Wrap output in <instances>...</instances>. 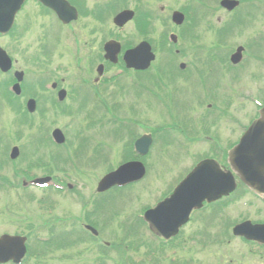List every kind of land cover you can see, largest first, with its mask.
<instances>
[{
	"label": "rangeland",
	"instance_id": "374dc122",
	"mask_svg": "<svg viewBox=\"0 0 264 264\" xmlns=\"http://www.w3.org/2000/svg\"><path fill=\"white\" fill-rule=\"evenodd\" d=\"M113 1L119 4V11L126 9L135 12V19L123 29L112 25V18L119 11L115 14V9L110 14L106 11L107 5ZM219 1L79 0L85 10L81 11V17L76 22L65 27L34 2H27L22 7L13 25L12 36L16 40L11 42V39L0 38V47L15 61V70L24 72L26 90L33 92V83L41 81L39 74L44 73L53 74V80L64 81L68 88H78L82 85L81 81H87L97 89L98 94L106 91L97 98L107 106L104 107L107 110L104 112L101 104L96 102L95 89L84 85L81 91L85 90L86 95L81 93L79 96L84 98L85 103H81V100H75L69 106L66 103L58 114L50 112L53 108L48 105L37 104L33 115L27 117L26 113L23 114L27 118L26 126H18L21 127L19 129L15 125L21 116L13 113V109L0 100V235L22 234L25 231L34 245L36 236L45 238L50 233L57 236L62 227L66 234L73 237L79 235V224L75 222L80 219L101 233L105 240L116 243L112 252L101 253L105 258L114 259V262L120 261L118 253L123 250L119 239L129 243L137 239L146 242V232L136 229L135 214L152 206L172 189L199 159L211 155L208 144L205 145L204 131L217 141L219 147H229L230 144L232 147L249 124L247 122L256 115L258 107L253 99H264V0H236L240 4L233 13L220 9ZM97 10L101 14L96 17ZM174 12L185 16L180 27L175 28L171 23ZM189 15L198 19L193 22L192 34L187 31L192 21ZM224 27L226 31L220 30ZM167 33L176 36V43L169 44L171 46L166 44V48L172 53L178 50L177 57L180 59L174 62L176 65L185 63L189 71L187 74L173 73L170 70L173 59L161 56L159 48L154 47L157 41L163 42ZM110 40L129 46H136L144 40L152 43L155 54L152 69H160L154 75L155 79H146L143 83L147 92L145 96L131 101V94L135 95V92L130 76L119 78L125 88L124 91L120 90L119 96L113 94L115 88L111 81L99 85L94 83L98 65H104L102 80L105 76H113L120 68V60L111 67L102 60L103 44ZM42 45L50 50L46 61L43 56L39 58L37 55L38 50L42 54ZM238 48H242L243 53L242 63L238 65L240 68H229V57ZM121 56L122 52L118 58ZM46 62L51 63L50 66L46 67ZM227 68L232 69L231 74ZM155 72H151V76ZM160 73L163 74V81ZM4 79L0 75V83ZM211 98L216 100H209ZM114 103L119 106L117 111L111 107ZM209 119L215 120L210 122ZM130 120L133 123L128 128ZM185 125H196L193 129L196 133H187ZM182 128L184 132H181ZM54 129L61 130L66 136L68 143L65 141L66 145L62 148L56 149L45 141L47 133ZM128 129L135 135L150 134L153 138L147 158L146 179L127 190L96 197L98 201L93 204L95 184L111 171V166L118 163L119 157L121 159L125 139L128 144L130 142ZM113 134L121 137L116 139ZM185 134L186 138L183 137ZM19 135H23L21 139L17 138ZM192 137L195 138L190 144L187 139ZM197 138L201 141L195 147L194 140ZM6 146H17L20 152L18 161L11 163L8 160L10 148L4 150ZM96 150L98 152L95 154ZM94 154L97 155L95 158L105 160V166L95 168L90 165L89 159ZM18 171L25 180L56 176L55 182H66V188L62 193L33 188L21 191V187H18L16 194L15 190L7 189L10 185L3 181V177L19 185L22 179L14 175ZM67 184L71 185L70 189H67ZM3 185L6 188H2ZM242 195L239 191L233 196ZM244 202L229 210L232 218L240 219L250 212L243 206ZM94 206L97 220H87L83 212H93ZM212 223L213 219L204 215L186 230V234L196 229L202 232ZM46 224L52 226V232L49 231L50 227H45ZM238 247L235 246L236 249ZM67 249L45 257L37 256V259L31 257L26 264H79V256L82 255L79 247ZM35 252L41 253L39 248ZM215 253L219 261L225 260L226 249L216 250ZM190 256L202 263L210 259L208 252L197 253L195 248L191 249ZM89 259L87 256L85 262ZM177 260L180 259L175 258L174 262Z\"/></svg>",
	"mask_w": 264,
	"mask_h": 264
},
{
	"label": "water",
	"instance_id": "95a60500",
	"mask_svg": "<svg viewBox=\"0 0 264 264\" xmlns=\"http://www.w3.org/2000/svg\"><path fill=\"white\" fill-rule=\"evenodd\" d=\"M26 0H0V33H7L13 23L16 13L20 10L21 6ZM40 2L43 6L54 11L64 24H68L73 20H76V11L71 8L65 0H35ZM221 5L227 10H232L237 6V2L224 1ZM133 17V13L130 11H124L118 14L113 23L117 27H123ZM175 23L180 24L182 22V16L175 14L173 17ZM105 51L107 53L106 58L110 61H115V57L119 52V45L116 43H108L105 45ZM241 50L238 49L234 60L240 58ZM154 59V56L150 52V47L143 43L140 44L134 50L128 51L124 55V61L127 68L133 69H145L150 62ZM10 69V60L4 51L0 49V70L7 72ZM99 74H101V68H99ZM17 80H22V73L16 74ZM16 88L18 89L17 85ZM61 98H64V93L61 94ZM29 113H33L35 110L34 101H29L27 104ZM55 139L62 143L63 137L58 132L54 133ZM150 145V138L144 137L137 141L136 148L142 154L147 152ZM17 156V151L13 150L12 158ZM230 163L235 173L245 182H247L252 188H257L259 185H264V108L261 112L259 120L255 121L248 129L246 134L240 141L230 155ZM219 169L213 162H202L196 169L190 173L187 178L177 188L174 195L162 203H160L156 209L147 212L148 220L152 225V231L154 233L163 234L162 226L163 222L170 220L167 216L171 212L177 213L176 217L171 218L173 222H176L180 216V207L176 203V198L181 201H189V199L195 200L196 205H200L201 201L208 197L209 194L204 193L207 186H211L210 179L217 176V179L224 180V186L221 189H215L216 193L226 194L233 190L232 177L230 175L218 174ZM144 171L142 167L137 163L126 164L117 171L107 175L99 183L98 191H104L115 184H126L132 181H137L142 178ZM220 176V177H218ZM206 178V181L203 179ZM211 188L208 189L210 191ZM216 197V196H214ZM195 205V206H196ZM167 213V216H163ZM168 222V221H167ZM177 228V227H176ZM175 228V229H176ZM175 234V233H174ZM172 234V235H174ZM24 238L2 236L0 238V264L7 262L19 263L25 255Z\"/></svg>",
	"mask_w": 264,
	"mask_h": 264
},
{
	"label": "flooded vegetation",
	"instance_id": "af4514ba",
	"mask_svg": "<svg viewBox=\"0 0 264 264\" xmlns=\"http://www.w3.org/2000/svg\"><path fill=\"white\" fill-rule=\"evenodd\" d=\"M145 72V71H144ZM143 72V73H144ZM146 75L145 77L138 75L136 78L137 82L139 84V86H144L143 83L147 80H149V74L148 72H145ZM87 82V81H85ZM103 82V81H101ZM37 87V86H36ZM38 88V87H37ZM58 85H55V88L49 93V98H55L57 95V89ZM38 90H40L38 88ZM67 91V96L69 94L68 90ZM146 92H143V96H145ZM116 189V188H114ZM251 194V196H247L248 199L243 203V206L247 209L250 210L249 213H245V216H241L239 219V222H248L251 225L254 226H264V197L261 195H257L254 192L248 190L246 188V190L244 191V193L247 195L248 192ZM108 193H110L108 191ZM213 206V205H211ZM211 206H206L204 207V209L206 210L207 208L211 207ZM193 223V220L191 221ZM188 223L186 224L185 227L182 228V230H184L188 225L191 224ZM241 222V223H242ZM192 225V224H191ZM180 229V234L181 231ZM148 231V230H147ZM245 232H247L248 234H250L251 237H253V234H256V239L258 242L255 241H245L242 238H237V240L239 242H241V244L239 245V247L236 249L235 247H232L226 254V259L220 263V264H264V230H262L261 228L256 229V230H252L250 228V226H248L245 229ZM190 233L192 235L197 234V229L190 231ZM156 238V237H155ZM166 243V247L170 248V246H175L176 244V239L174 240H170V241H164ZM231 243V241H229ZM106 247H109V245L107 244ZM154 261H151L150 263H153ZM179 264H183L182 260H177L173 263H178ZM96 264H104L103 261H98L96 262ZM116 264H135L134 262H130V261H122V262H116ZM146 264V263H143ZM157 264V263H154Z\"/></svg>",
	"mask_w": 264,
	"mask_h": 264
},
{
	"label": "trees",
	"instance_id": "16d2710c",
	"mask_svg": "<svg viewBox=\"0 0 264 264\" xmlns=\"http://www.w3.org/2000/svg\"><path fill=\"white\" fill-rule=\"evenodd\" d=\"M31 240H32L31 237L28 236V241L30 242L29 243L30 246L28 247V249L30 250L29 252H32L33 253V254H30V257H33L34 259H36V257H37V253L35 252V250H37L38 248L41 249V250H43L44 248H46L47 245H50L49 247L51 248V245H52L51 242H44V243H42V245L39 244L40 245V247H39V246H37L38 244H35L34 243V241H33V244L34 245H32ZM58 240H59V242H61L62 241V238H58ZM59 242H57V246H60L61 247L62 244H60ZM48 254H49V252H45V251H42V253H41V255H43V256H46Z\"/></svg>",
	"mask_w": 264,
	"mask_h": 264
}]
</instances>
